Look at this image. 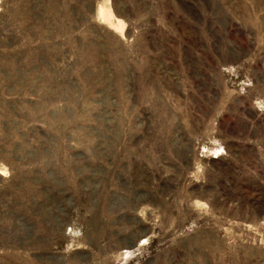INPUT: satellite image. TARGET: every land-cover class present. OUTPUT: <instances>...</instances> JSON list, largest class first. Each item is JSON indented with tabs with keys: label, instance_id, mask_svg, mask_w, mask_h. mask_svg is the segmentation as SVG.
Instances as JSON below:
<instances>
[{
	"label": "rangeland",
	"instance_id": "rangeland-1",
	"mask_svg": "<svg viewBox=\"0 0 264 264\" xmlns=\"http://www.w3.org/2000/svg\"><path fill=\"white\" fill-rule=\"evenodd\" d=\"M0 264H264V0H0Z\"/></svg>",
	"mask_w": 264,
	"mask_h": 264
}]
</instances>
